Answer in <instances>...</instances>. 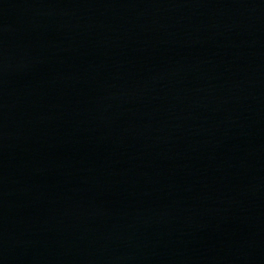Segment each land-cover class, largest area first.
Here are the masks:
<instances>
[{"label": "water", "instance_id": "obj_1", "mask_svg": "<svg viewBox=\"0 0 264 264\" xmlns=\"http://www.w3.org/2000/svg\"><path fill=\"white\" fill-rule=\"evenodd\" d=\"M0 264H264V0H0Z\"/></svg>", "mask_w": 264, "mask_h": 264}]
</instances>
